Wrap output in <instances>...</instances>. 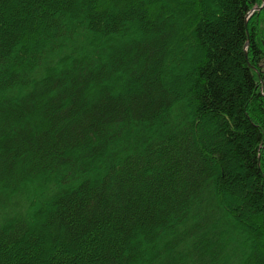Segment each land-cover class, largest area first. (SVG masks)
Returning <instances> with one entry per match:
<instances>
[{
    "label": "trees",
    "instance_id": "16d2710c",
    "mask_svg": "<svg viewBox=\"0 0 264 264\" xmlns=\"http://www.w3.org/2000/svg\"><path fill=\"white\" fill-rule=\"evenodd\" d=\"M262 5L0 0V264H264Z\"/></svg>",
    "mask_w": 264,
    "mask_h": 264
},
{
    "label": "water",
    "instance_id": "95a60500",
    "mask_svg": "<svg viewBox=\"0 0 264 264\" xmlns=\"http://www.w3.org/2000/svg\"><path fill=\"white\" fill-rule=\"evenodd\" d=\"M262 6H264V0H263V5ZM259 9V8H258ZM248 45V43L246 44V46Z\"/></svg>",
    "mask_w": 264,
    "mask_h": 264
}]
</instances>
